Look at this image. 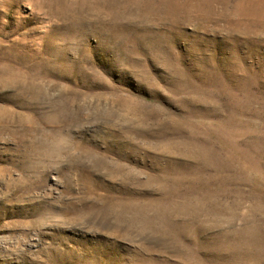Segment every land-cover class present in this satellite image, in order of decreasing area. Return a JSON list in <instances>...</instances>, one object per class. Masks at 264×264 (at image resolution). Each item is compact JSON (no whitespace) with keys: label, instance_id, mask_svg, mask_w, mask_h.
Here are the masks:
<instances>
[{"label":"rangeland","instance_id":"1","mask_svg":"<svg viewBox=\"0 0 264 264\" xmlns=\"http://www.w3.org/2000/svg\"><path fill=\"white\" fill-rule=\"evenodd\" d=\"M132 1L0 0V264H264V0Z\"/></svg>","mask_w":264,"mask_h":264},{"label":"bare ground","instance_id":"2","mask_svg":"<svg viewBox=\"0 0 264 264\" xmlns=\"http://www.w3.org/2000/svg\"><path fill=\"white\" fill-rule=\"evenodd\" d=\"M94 1H95V0H94ZM100 1H101V0H100ZM127 1H128V0H127ZM141 1H142V0H141ZM148 1H149V0H148ZM112 2H114V1H112ZM118 2H119V1H118ZM124 2H125V4H126V0H124ZM133 2H137V0H136V1H135V0L132 1V3H133ZM138 2H139V1H138ZM144 2H145V0H144ZM150 2H152V1H150ZM162 2H163V1H162ZM201 2H202V1H201ZM98 3H99V1H98ZM98 3H97V5H98ZM115 3H116V2H115ZM115 3H114V4H115ZM145 3H146V2H145ZM74 4H75V3H74ZM128 4H129V3H128ZM136 4H139V3H136ZM136 4H134V5H136ZM147 4H148V3H147ZM156 4H157V3H156ZM192 4H193V3H192ZM192 4H191V5H192ZM197 4H198V3H197ZM202 4H203V3H202ZM95 5H96V4H95ZM119 5H120V4H119ZM143 5H144V4H143ZM152 5H153V4H152ZM101 6H102V5H101ZM110 6H111V5H110ZM122 6H124V5H122ZM148 6H149V4H148ZM165 6H166V5H165ZM192 6H193V5H192ZM202 6H203V5H202ZM98 7H100V5L97 6V10H98ZM107 7H108V6H107ZM126 7H127V6H126ZM129 7H130V5H128V8H129ZM144 7H145V6H144ZM144 7H143V8H144ZM160 7H161V6H160ZM173 7H174V6H173ZM196 7H197V5H196ZM116 8H118V6H116ZM137 8H139V7H136V9H137ZM150 8H152V6H151ZM155 8H156V7H155ZM166 8H167V7H166ZM252 8H253V7H252ZM100 9H101V7H100ZM100 9H99V10H100ZM121 9H122V7H121ZM132 9H135V8H132ZM145 9H147V7H146ZM148 9H149V8H148ZM161 9H162V8H161ZM182 9H183V8H182ZM184 9L186 10L185 7H184ZM113 10H114V8H113ZM170 10H171V8H170ZM175 10H177V8H176ZM57 11H59V10L57 9ZM120 11H121V10H120ZM138 11H139V10H138ZM161 11H162V10H161ZM167 11H168V10H167ZM171 11H172V10H171ZM92 12H93V11H92ZM124 12H125V10H124ZM144 12H145V11H144ZM154 12H155V11H154ZM168 14L170 15V13H168ZM0 64H2V62H1ZM7 64H8V63H7ZM21 64H23V63H21ZM11 65H13V64H10V66H11ZM14 65H15V64H14ZM14 65H13V67L16 68L15 66H17L18 64L15 65V66H14ZM0 66H2V65H0ZM4 67H5V65H4ZM6 67H7V66H6ZM17 67H18V66H17ZM21 67H22V65H21ZM7 68H8L7 70H9L10 67L8 66ZM18 69H19V67H18ZM18 69H17V70H18ZM22 69H23V68H22ZM5 70H6V68H5ZM7 70H6V71H7ZM14 70L16 71V69H14ZM19 70H20V69H19ZM6 71H5V72H6ZM12 71H13V70H12ZM19 72H20V71H19ZM22 72H24V70H22ZM11 73H12V72H11ZM17 73H18V72H17ZM20 73H21V72H20ZM1 74H2V72L0 73V76H1ZM6 75H8V74H6ZM15 75H16V73H15ZM15 75H14V76H15ZM21 75H22V74H19V76H21ZM14 76H13V77H14ZM0 78H1V77H0ZM5 78H6V77H5ZM16 78H17V77H16ZM16 78H15V79H16ZM2 79H4V78H1V81H2ZM9 79H11V78H9ZM5 80H7V79H5ZM22 82H23V81H22ZM7 111H8V110H7ZM5 115H7V114L5 113ZM20 120H22V119H20ZM20 122L22 123V121H20ZM9 188H10V187H9ZM10 189H11V188H10Z\"/></svg>","mask_w":264,"mask_h":264}]
</instances>
